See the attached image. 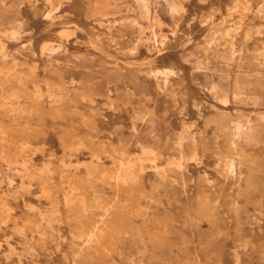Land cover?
Segmentation results:
<instances>
[{"label": "rangeland", "instance_id": "obj_1", "mask_svg": "<svg viewBox=\"0 0 264 264\" xmlns=\"http://www.w3.org/2000/svg\"><path fill=\"white\" fill-rule=\"evenodd\" d=\"M0 264H264V0H0Z\"/></svg>", "mask_w": 264, "mask_h": 264}, {"label": "bare ground", "instance_id": "obj_2", "mask_svg": "<svg viewBox=\"0 0 264 264\" xmlns=\"http://www.w3.org/2000/svg\"><path fill=\"white\" fill-rule=\"evenodd\" d=\"M238 126V125H237ZM239 129V128H238ZM244 227V226H243ZM146 241V240H145Z\"/></svg>", "mask_w": 264, "mask_h": 264}]
</instances>
